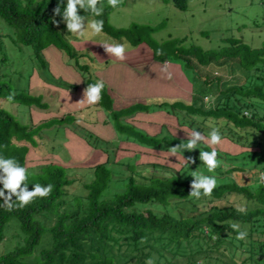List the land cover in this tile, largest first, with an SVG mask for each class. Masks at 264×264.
I'll return each instance as SVG.
<instances>
[{
	"label": "trees",
	"instance_id": "trees-1",
	"mask_svg": "<svg viewBox=\"0 0 264 264\" xmlns=\"http://www.w3.org/2000/svg\"><path fill=\"white\" fill-rule=\"evenodd\" d=\"M186 3L187 0H175L180 9H186ZM58 5L61 15L54 16L53 9ZM65 8L64 2L54 0H0V18L15 30L13 36H8L14 45L32 49L40 72L49 73L44 51L54 46L64 55L66 64L82 75L87 88L88 84L96 83L89 69L95 60L73 47L70 37L74 34L67 31L62 17ZM79 14L94 16L90 10H79ZM111 14V8H103L102 16H94L96 20L104 21L103 34L114 42L136 40L135 33L143 29L137 25L114 28L109 24ZM4 38L0 34L3 52L0 57V157L15 158L27 168L29 190L37 183L42 186L52 184L54 188L49 196L36 197L28 205L17 206L12 211L6 210L0 199V245L5 242L10 228H16L19 234L16 246L0 255V264H145L150 257L154 258V264H200V261L203 264H264V114L261 112L264 110V45L255 49L229 38L225 41L227 46L220 51L191 47L183 52V62L194 72L202 87H195L191 104L165 101L155 107L178 120L176 136L167 128L164 131L161 128L162 133L151 136L131 125H122V145L116 154L123 153L132 159L138 155L136 162L127 165L131 174L125 180V190L110 199L105 195L113 181L107 149L103 151L106 160L101 164L90 165L87 159L73 164L72 167L90 168L94 179L84 185L87 195L67 200L70 186L77 180L68 176L69 168L61 158L47 153L50 142L46 143L52 137L42 135L51 133L50 129L59 130L60 126L51 125L49 121L34 123L32 115L30 124H23L5 110L4 104L10 103L26 107L31 114V110L38 111V108L43 111L45 104L42 97L30 90L29 80L26 89L15 86L14 74L6 71L10 64L4 52ZM136 41L142 42L141 39ZM156 52L154 50L156 61H168ZM229 65L231 68L237 66L244 73L243 83L221 91L220 96L207 106L205 98L213 97L204 94L200 100L198 96L204 91L213 94V86L219 87L221 78L205 68L215 66L224 71ZM34 71L35 68L32 74ZM105 89L101 100L108 96ZM12 93L14 98L9 102L7 98ZM108 110H112L117 121H122L124 116L151 109L149 105L138 104L120 111L112 107ZM66 118L60 124L64 125ZM200 120L210 121L214 127L222 124L227 128L222 143L217 146L201 143L200 149L186 151L182 148L177 156H171L168 149L187 142L188 133ZM68 128L82 138L83 143L74 141L73 144L86 158L84 149L93 147V141H98L100 136L89 128L80 127L86 133L78 131V126ZM59 135L56 134V138ZM213 147L218 152L217 159L222 161L226 157L230 164L222 162L209 171L206 165L199 163V151L210 152ZM32 151L44 157L42 166L30 165L29 161L35 156ZM242 156L243 162L239 163L236 158ZM190 159L195 162L190 163ZM189 165L194 167L193 171L201 166L200 173L217 178V186L210 195L202 193L199 199L189 196L193 172L183 173ZM247 167H252L253 184L249 181L242 184ZM225 174H232L236 179H227ZM235 196L251 202L252 207L241 213L233 204L226 205L228 199ZM173 203L178 214H158L151 208L141 209L148 205L168 208ZM230 222L238 223L241 231H247L245 240L236 239L237 232Z\"/></svg>",
	"mask_w": 264,
	"mask_h": 264
},
{
	"label": "rangeland",
	"instance_id": "rangeland-1",
	"mask_svg": "<svg viewBox=\"0 0 264 264\" xmlns=\"http://www.w3.org/2000/svg\"><path fill=\"white\" fill-rule=\"evenodd\" d=\"M40 1L48 0H36V2ZM54 1L57 3L64 2L67 5V0ZM101 3L103 4V8H111L112 14L110 16L109 24L112 27L126 29L137 25L143 29L135 33L134 37L136 40L141 39V43L134 39H127L125 41L126 45L130 46L131 50H134L143 43H146L151 51L162 50L165 60L168 59V63H172L173 66L179 65L182 67V72L177 75V80L181 81L182 79V83H185L183 79L185 76L191 83L196 81L195 83L198 89L202 87L200 86V81L196 80L194 72L191 69H188L186 64L183 62V52L190 49L191 47H201L204 51H220L227 46L225 41L229 38L240 40L255 49L261 48L264 45V0H187L186 9H180L176 7L175 0H122V2L115 8L108 4V0H101ZM93 19H95L94 16H86V31L81 37L111 39L106 34H103V32L95 34L90 28H87V24ZM14 33L15 30L0 18V34L6 37L4 38V52L8 56L10 64V67H7L6 71H8L10 74H14L15 77H12V80L15 86L23 90L27 88V82L29 80L28 78L32 74L35 67V59L33 51L30 47H17L13 44L8 36H13ZM2 54L3 52L0 50V57ZM134 68L137 71L142 70V68L138 66ZM89 69L90 74L93 75L94 73L92 72L91 66ZM205 69H207L206 71L214 73L212 75L221 78L219 87L217 85L213 86V94L204 91L205 93L202 92V94L198 96L200 100L203 99L202 97L204 94L208 95L209 97H213V99L205 98L204 102L207 106H209L208 104L213 103V101L220 96L221 91H227L230 87L243 83L244 81V73L238 70L237 66L235 65L232 68L231 65H229V68L225 69L224 71L223 69H219L215 66ZM216 72L219 73V75L215 74ZM131 82L132 78L125 79L124 81L128 89H131ZM213 88L210 87L211 90ZM144 89L146 88L141 87L138 92H132V95L142 93ZM166 101L169 100L166 98ZM177 102H182L185 104V102L181 100H178ZM4 107L9 114L17 116L20 119V122L23 124H30L31 117L30 114L28 115L26 107L10 103H5ZM158 111L164 112V114H166L164 110H160L159 108H151L149 112L143 110L136 112L134 115L138 113H150L153 115ZM261 112L264 114V110ZM109 115L111 118H109L107 122H109L112 127H114V132L118 134V139H114L111 142H106L108 136L110 135V133L107 132L103 137H99L98 141H93V147L91 145L90 148L86 147L84 149L87 156L86 158L80 155L77 147L73 143L70 146V149L68 147V144H71V141L70 138L66 136V131L64 128L66 125L69 127H77L75 119H65L64 121L66 122H64V125L60 124L62 120L49 121V124L57 127L60 126V129H50L52 131L51 133L42 134L52 137V139L46 143L48 144L50 142L49 147H47V153H50L52 156L54 155V157L61 158L68 165V176L73 180H77L74 185L70 186L71 193L68 198H66L67 200H70L71 198L73 199L74 196L83 197L87 195V193H85L84 185L94 179L93 171L90 170V168L72 167L74 166L73 164L76 165L78 164L77 162H83L86 159L90 163L94 164L98 162L101 164L105 162L106 158L103 157H105L104 154L106 153L103 151L107 149L110 151L109 157L111 158L108 168L113 171V181L105 195L110 199L115 194L119 192L121 193L125 190L124 185L131 174L127 168V165L131 161L136 162L135 157L138 155L132 159V156L124 155L123 153L116 154L121 141L120 136L123 134L121 133L123 131L122 125H131L139 131L141 130L140 128L143 127V122L136 121L138 122V126H135V124H133L131 121H124L123 118L127 117L124 116L125 114L122 115L124 116L122 121H117L113 112ZM73 118H75V116H73ZM201 120L196 121L192 129L200 132L203 130V134L207 137L212 128H214V125L210 121L203 122ZM191 122L193 123V121H190V123ZM160 126L162 127L163 131L165 128L172 132L177 131V128H171L167 124H160ZM215 128L219 129L222 137L228 133L227 128L222 124H219ZM77 130L81 132L84 131L81 128ZM63 131H65L64 134ZM83 133L86 132L84 131ZM56 134H60L58 138H56ZM198 148H201L200 144L198 145ZM32 153L35 156L34 160L29 161L30 165H32V167H37L39 166L38 164H43L41 162L45 161L44 157L40 156L41 154L36 155L33 151ZM225 158L222 159V162L230 164ZM237 159L238 162L241 163L243 162L244 157L242 156L240 158H236V160ZM199 163L203 162L200 161ZM247 164H251V162H248ZM193 168H191L189 165V167L186 168L183 173L188 175L193 172ZM200 168L201 166H197V168L194 170L196 171L198 169L200 172ZM251 171L252 167H247V169H245L244 180L243 182L241 181L242 184H248V181L250 184L255 182V179L251 176ZM224 177L230 180L236 179V177L232 174H225ZM227 202L229 204L226 203V205L233 204L237 208L242 207L248 210L252 207L251 202H248L246 199H242L241 196L231 197ZM147 208H151L158 214H163L165 212L174 214L179 213L175 203L171 204L168 208H163L162 206L158 205H148L142 206L141 209L145 211ZM18 240L19 234L17 229L14 227L10 228L8 234H6L5 242L0 245V255L8 252V250L11 249L10 247H15L18 243Z\"/></svg>",
	"mask_w": 264,
	"mask_h": 264
},
{
	"label": "crops",
	"instance_id": "crops-1",
	"mask_svg": "<svg viewBox=\"0 0 264 264\" xmlns=\"http://www.w3.org/2000/svg\"><path fill=\"white\" fill-rule=\"evenodd\" d=\"M70 39L77 51L90 54L95 60L94 65H91L94 73L93 79L96 82L100 80L104 82L108 96L103 97V100L95 105L78 104L84 98L83 94L86 89L82 75L72 66L66 64L60 50L54 46L49 47L44 51L46 62L49 65V73L45 75L40 72L35 62V71L29 77L30 90L42 97V103L45 104L43 111L38 108V111L31 110V114L28 113L30 117L32 115L34 123L59 121L64 117L72 118L75 119L79 128H89L91 132L100 137L109 132L110 135L106 142H111L118 139V134L114 132V127L107 122L110 118L109 114H111V110H108L110 107L120 111L132 105L141 104L149 105L150 109H155L161 102H165L166 98L169 100L166 103H175L181 100L189 104L195 98L196 84L188 81L185 76L183 77L185 83H182V79L181 81L177 80V75L182 72V67L156 61L154 51H151L146 43L140 44L134 50H131L127 45L126 59L120 61L108 55L102 44L125 43V41L114 42L111 39L85 38L77 34L71 35ZM136 66L142 70H135ZM165 68L167 71H164ZM168 73H171V79L167 78ZM131 78V89H128L124 81ZM141 87L146 89L142 93L132 95V92H138ZM123 119L131 121L135 126H138L136 121H142L143 127L140 129L151 136L162 133L160 124L176 128V121H178L174 116L159 111L153 115L150 113L133 114ZM66 126V136L71 141V144H68L69 149L74 141L83 143L82 138L73 134L69 130V126ZM170 132L172 133V131ZM176 133H173V136H176ZM71 135L74 136V139L71 138ZM121 141L120 145H122ZM103 158H106V155ZM89 164L95 165L90 162Z\"/></svg>",
	"mask_w": 264,
	"mask_h": 264
},
{
	"label": "clouds",
	"instance_id": "clouds-1",
	"mask_svg": "<svg viewBox=\"0 0 264 264\" xmlns=\"http://www.w3.org/2000/svg\"><path fill=\"white\" fill-rule=\"evenodd\" d=\"M122 0H108V4L115 8ZM99 5V7H98ZM84 10V12L91 11L94 16L103 15V4L101 0H67L66 8L63 11L62 17L66 23L67 31L73 34L84 35L86 31V17L79 14V10ZM54 16L61 15L60 6L58 5L53 9ZM55 22V21H54ZM104 21L93 19L87 24V28H90L95 34H99L103 31ZM105 52L115 57L120 61L126 59L127 45L125 43H104L102 44ZM157 55H163L162 50H157ZM164 71H167L165 68ZM167 78L171 79V73L167 74ZM105 84L102 80L97 81L94 84H88L84 91V98L78 102V104H88L95 105L98 104L102 99V91ZM14 98V93L8 96V101L10 102ZM247 114V113H246ZM201 143H206L210 146H217L222 143V136L218 128H212L211 132L206 137L202 132L197 130H192L188 133L187 142H182L181 144L175 145L168 149L171 156H177L180 149H186V151H194L198 148ZM218 152L215 147L212 151H199V159L207 166L209 171L215 170L222 164V161L217 159ZM190 163H194V160H189ZM193 182L191 184V197L199 199L201 194L207 196L212 193V191L217 186V178L212 176H206L198 171H193L192 173ZM28 178V170L26 167L21 166L15 158H4L0 157V184L3 188L0 189V199L3 200V207L12 211L17 206L24 207L31 203L34 198L40 197L44 198L49 196L54 186L48 184L47 186H42L37 183L33 185L32 190H29L26 180ZM264 179V176H262ZM7 192V195L5 194ZM15 197V200H13ZM237 211L241 213H246L245 208H238ZM231 228L237 232V240H245L248 236L247 231H241L240 225L238 223L230 222ZM144 240H141L143 243ZM145 264H154V258H149L145 261ZM200 264H203L201 261Z\"/></svg>",
	"mask_w": 264,
	"mask_h": 264
}]
</instances>
